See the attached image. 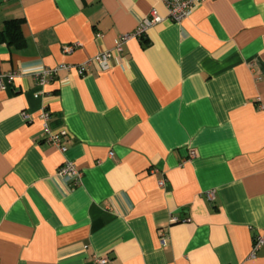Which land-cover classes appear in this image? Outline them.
Returning <instances> with one entry per match:
<instances>
[{
    "label": "crops",
    "instance_id": "1",
    "mask_svg": "<svg viewBox=\"0 0 264 264\" xmlns=\"http://www.w3.org/2000/svg\"><path fill=\"white\" fill-rule=\"evenodd\" d=\"M153 10L108 69L38 83ZM8 18L26 43H0V70L21 72L0 91V264H264V244L248 258L264 232V0H205L181 22L162 0H0ZM68 160L80 185L57 173Z\"/></svg>",
    "mask_w": 264,
    "mask_h": 264
},
{
    "label": "built area",
    "instance_id": "2",
    "mask_svg": "<svg viewBox=\"0 0 264 264\" xmlns=\"http://www.w3.org/2000/svg\"><path fill=\"white\" fill-rule=\"evenodd\" d=\"M168 11V18L175 22H181L183 19L188 17L193 10L205 0H162ZM162 18L156 13V11H151V13L145 16L138 24L137 28L134 31L126 32L120 34L115 39L114 47L110 50H105L99 52L98 54L89 57L83 63L78 65L61 63L53 67H46L35 74V77L40 85H44L50 80H52L57 73L62 69H71L76 68L80 74H83L87 71L88 67L94 65L99 70H106L111 67V59L114 52L120 53L123 50L124 44L132 39L139 38L141 39L146 31L160 23ZM76 44L65 45L63 50L68 53L71 52ZM21 72L17 70L3 71L0 70V91L4 90L10 83H13L16 77L20 76ZM49 113L46 110L41 112V118L47 120ZM23 118L28 120L30 115L28 113H23ZM47 140L57 146L61 151L66 150V146L61 143V133L50 132ZM111 154V153H110ZM194 151H191L190 155L193 156ZM59 176H68L72 179L73 186L80 185L82 183V171L77 167L73 161H65L57 171ZM160 185L164 184V179L159 181ZM210 197H214L213 191L208 192ZM173 221H176V218H172ZM264 244V232L259 233L255 236L252 244V249L248 258H253L256 256L257 251ZM98 264H106L107 258L99 256L96 258Z\"/></svg>",
    "mask_w": 264,
    "mask_h": 264
},
{
    "label": "trees",
    "instance_id": "3",
    "mask_svg": "<svg viewBox=\"0 0 264 264\" xmlns=\"http://www.w3.org/2000/svg\"><path fill=\"white\" fill-rule=\"evenodd\" d=\"M23 22L24 18L5 19L0 29V43L14 45L17 48L23 47L26 43L22 33Z\"/></svg>",
    "mask_w": 264,
    "mask_h": 264
}]
</instances>
